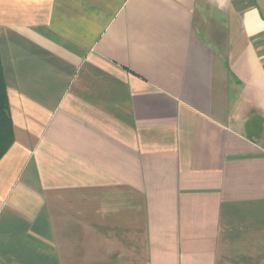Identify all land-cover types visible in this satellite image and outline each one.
<instances>
[{
  "label": "crops",
  "instance_id": "obj_1",
  "mask_svg": "<svg viewBox=\"0 0 264 264\" xmlns=\"http://www.w3.org/2000/svg\"><path fill=\"white\" fill-rule=\"evenodd\" d=\"M0 86V264H264V0H0Z\"/></svg>",
  "mask_w": 264,
  "mask_h": 264
},
{
  "label": "trees",
  "instance_id": "obj_2",
  "mask_svg": "<svg viewBox=\"0 0 264 264\" xmlns=\"http://www.w3.org/2000/svg\"><path fill=\"white\" fill-rule=\"evenodd\" d=\"M0 95L3 96V89L0 86ZM13 143L12 124L9 117V109L6 102L0 100V158Z\"/></svg>",
  "mask_w": 264,
  "mask_h": 264
}]
</instances>
